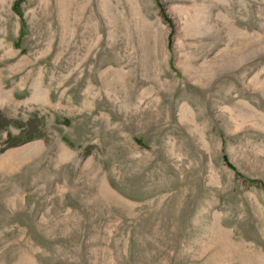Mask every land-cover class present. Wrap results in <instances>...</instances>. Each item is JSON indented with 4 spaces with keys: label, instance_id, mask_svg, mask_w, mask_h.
Segmentation results:
<instances>
[{
    "label": "rangeland",
    "instance_id": "obj_1",
    "mask_svg": "<svg viewBox=\"0 0 264 264\" xmlns=\"http://www.w3.org/2000/svg\"><path fill=\"white\" fill-rule=\"evenodd\" d=\"M0 264H264V0H0Z\"/></svg>",
    "mask_w": 264,
    "mask_h": 264
}]
</instances>
